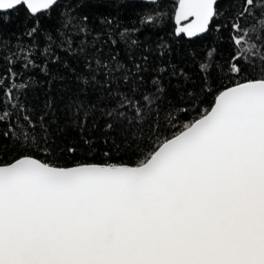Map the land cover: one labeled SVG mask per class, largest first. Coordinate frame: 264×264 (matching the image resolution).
Returning <instances> with one entry per match:
<instances>
[{
	"label": "snow or ice",
	"instance_id": "1",
	"mask_svg": "<svg viewBox=\"0 0 264 264\" xmlns=\"http://www.w3.org/2000/svg\"><path fill=\"white\" fill-rule=\"evenodd\" d=\"M141 2L163 7V0ZM221 2L177 0L174 37L195 39L219 31L215 20ZM61 6V0H0V20L23 7L34 20L27 35L34 37L40 17L51 18ZM232 6L235 51L226 66L215 64V48L205 53L194 101L208 107L197 109L171 135H165L164 125L174 123L177 117L169 110L180 104L162 87L167 68L145 81L141 64L134 63L133 72L121 62L126 57L104 51V45L117 48L122 41L139 47V37L132 34L140 28L116 29L115 36L96 33L89 44L88 16L74 23L75 9L58 13L60 22L55 34L46 36L43 58L37 63L26 56L23 67L43 74V88L55 80L50 64L59 63L73 77L60 80L69 95L63 126L58 123L56 129L76 141L65 150L75 154L86 146L91 151L94 134L103 131L134 162L59 166L37 158L33 152L48 149L46 157L55 159L45 118L55 108L50 97L38 119L28 113L13 120L3 111L0 125L8 127L0 128V142L7 140L19 154L7 162L0 155V264H264V0H232ZM243 20L249 21L247 27ZM101 23L114 28L110 17ZM157 23H163L162 15L139 20L144 28ZM73 36L81 37L79 44ZM157 38L164 56L172 45L159 33ZM56 48L81 61L83 69L77 72ZM8 75L17 74L9 68ZM149 82L151 89L145 87ZM19 89L24 95L29 85H11L5 93L10 105L17 100L13 90ZM14 107L27 112L26 104ZM104 156L111 159L109 152Z\"/></svg>",
	"mask_w": 264,
	"mask_h": 264
},
{
	"label": "trees",
	"instance_id": "2",
	"mask_svg": "<svg viewBox=\"0 0 264 264\" xmlns=\"http://www.w3.org/2000/svg\"><path fill=\"white\" fill-rule=\"evenodd\" d=\"M62 6L51 14V18L46 16L40 17V31L34 37H29L27 32L34 25V20L28 16L27 10L21 7L16 12H9L7 19L0 20V76L4 77V88L0 90V115L3 111L11 114L13 120L21 118L23 115L33 113V118L38 119L40 116L45 115L44 102L50 97L55 108L48 112L45 116L49 120L53 135L51 141L54 142L55 159L46 157L45 152L36 150L32 154L40 159H49L59 166H71L76 162H93V163H132L134 160H129L123 150H118L112 145L111 139L103 132H96L95 140L91 151L86 146L78 147L75 154H69L65 150V145H75L74 137H64L56 126L64 120L63 104L67 102L69 92L65 91V86L60 83L61 78L73 79L71 75L58 63L56 65H49L55 76L54 82L51 83L50 88H43L44 77L43 74H37V70L25 69V57H36L37 63L44 56V49L47 48L48 42L46 36L51 31L55 34L56 26L60 22L58 13L67 9L71 11L75 9L74 23H79L83 16H88L87 26L91 29V35L88 36L89 44L93 43V36L96 33L103 35L108 32L109 36H115L116 29L132 28L136 26L140 31L132 34V38L139 37L140 46L125 44L123 41L117 48H112L110 45H104L105 52H117L122 57L121 62L125 63L128 68L133 72L136 71L134 63L141 64L145 71L142 75L145 81H149L150 77L157 75L158 69L167 68V71L162 72V87L167 90L168 96L173 103L180 104L179 108L170 109L175 119L173 124H165V135H171L172 132H178L183 124L192 120L196 114L197 109L208 107V104H200L199 100L194 101V97L200 92L202 80L199 65L204 61L205 53L210 48H215L216 55L214 62L216 65L226 66L229 58L234 53V45L230 36L231 23L235 9L232 6V0H222L220 3L221 16L215 20V24L220 26V30L213 29L209 34L204 35L202 38L196 39H177L174 37L173 32L176 28L174 18V8L177 0H163V7H153L150 4L141 2V0H126L124 4L105 3L104 0H61ZM146 14H157L163 16V23H157L149 28H144L139 24V20ZM110 17L113 21L114 28L109 31L108 26L101 23V19ZM243 27H247L249 21H241ZM68 31H71L69 29ZM162 37L164 41L172 45L170 52H166L164 56H160L161 49L158 47V38ZM105 39L108 37L105 36ZM75 44H79L81 37L73 36ZM59 43V41H57ZM55 48V46H53ZM56 54L61 56L62 59L69 60L73 63L74 68L79 72L83 69L81 61H71L69 57L64 56L58 48L55 49ZM147 57V62L143 57ZM11 68L17 75L10 77L8 69ZM175 69V72L173 71ZM182 70V74H181ZM227 68L224 67V73ZM215 75V68L213 69ZM119 75V74H117ZM223 75V73H222ZM138 79V77H133ZM39 80L40 85H36L33 81ZM12 84L16 85H29V90L24 95H21L22 89L13 90V95L17 100L9 104L5 97ZM148 89L152 88L149 82L145 85ZM184 89H187L185 93ZM46 93L48 95L46 96ZM200 99H204L203 94H200ZM208 99H211L210 97ZM194 101V102H193ZM16 103L27 105V112L21 113L14 107ZM185 109L187 111L185 112ZM22 122V120H21ZM7 124L0 125V128H7ZM108 139L109 142L105 144L103 141ZM117 143L119 138L116 137ZM105 152H109L111 159L104 156ZM14 145L10 144L7 140L0 142V155L3 156L5 162L11 160L14 156L18 155ZM118 157H124L122 160ZM135 159V158H134Z\"/></svg>",
	"mask_w": 264,
	"mask_h": 264
},
{
	"label": "water",
	"instance_id": "3",
	"mask_svg": "<svg viewBox=\"0 0 264 264\" xmlns=\"http://www.w3.org/2000/svg\"><path fill=\"white\" fill-rule=\"evenodd\" d=\"M196 39V38H195ZM192 40V39H191Z\"/></svg>",
	"mask_w": 264,
	"mask_h": 264
}]
</instances>
